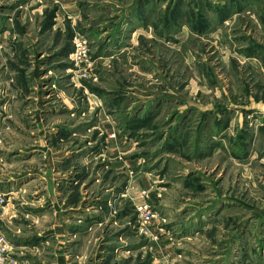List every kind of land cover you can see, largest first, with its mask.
I'll return each instance as SVG.
<instances>
[{"label": "rangeland", "instance_id": "rangeland-1", "mask_svg": "<svg viewBox=\"0 0 264 264\" xmlns=\"http://www.w3.org/2000/svg\"><path fill=\"white\" fill-rule=\"evenodd\" d=\"M261 70L264 0H0V264H264Z\"/></svg>", "mask_w": 264, "mask_h": 264}, {"label": "crops", "instance_id": "crops-1", "mask_svg": "<svg viewBox=\"0 0 264 264\" xmlns=\"http://www.w3.org/2000/svg\"><path fill=\"white\" fill-rule=\"evenodd\" d=\"M253 62L258 63V60L257 59H254ZM254 65H256V64H254ZM262 71H263V74H264V70H261V72ZM249 111H252V112H250V115L252 113L251 117L253 118V122L255 123V126H256L255 129L256 130L259 129L258 126H260L262 128L264 126L263 125L264 124V104L263 105H256L255 108H251ZM59 158L65 159V156L64 157L63 156H60ZM4 195L6 197L9 196V194H7V193H4L3 196ZM201 218H202V222L196 219L194 224H192L190 227H187L186 228L187 231L189 229V231L191 233L190 234V237L191 238H193L195 236V234H197L198 232H204V231L208 230V228L211 226V224L208 225L207 222H206V224L203 223V220L205 219L204 216H202ZM177 229H180V228H177ZM183 230H185V229H183Z\"/></svg>", "mask_w": 264, "mask_h": 264}, {"label": "built area", "instance_id": "built-area-1", "mask_svg": "<svg viewBox=\"0 0 264 264\" xmlns=\"http://www.w3.org/2000/svg\"><path fill=\"white\" fill-rule=\"evenodd\" d=\"M76 47H77V53L79 55L86 56V53L83 51V49H84L83 44L76 42ZM80 60H81V58H80ZM4 203H5V199L2 198V196H0V207H2L4 205ZM138 215H139V222L141 225L142 232H144L147 236H149L150 235V226H151L153 220L155 219L153 212L150 210V208L147 205H142L138 209ZM0 241H1V243L3 242V240H1V239H0Z\"/></svg>", "mask_w": 264, "mask_h": 264}]
</instances>
